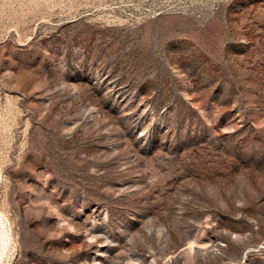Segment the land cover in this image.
<instances>
[{
	"label": "rangeland",
	"instance_id": "1",
	"mask_svg": "<svg viewBox=\"0 0 264 264\" xmlns=\"http://www.w3.org/2000/svg\"><path fill=\"white\" fill-rule=\"evenodd\" d=\"M0 264H264V0H0Z\"/></svg>",
	"mask_w": 264,
	"mask_h": 264
},
{
	"label": "bare ground",
	"instance_id": "2",
	"mask_svg": "<svg viewBox=\"0 0 264 264\" xmlns=\"http://www.w3.org/2000/svg\"><path fill=\"white\" fill-rule=\"evenodd\" d=\"M4 235H5V233H2V235H1V239H2L1 243H2V246H4V244H6L5 241H4L5 239L3 240ZM5 238H7V237H5Z\"/></svg>",
	"mask_w": 264,
	"mask_h": 264
}]
</instances>
